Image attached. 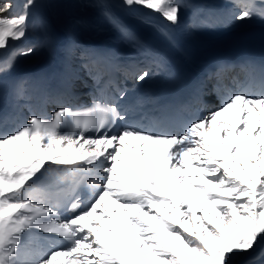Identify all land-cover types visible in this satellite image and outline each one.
<instances>
[{"label":"snow or ice","instance_id":"obj_1","mask_svg":"<svg viewBox=\"0 0 264 264\" xmlns=\"http://www.w3.org/2000/svg\"><path fill=\"white\" fill-rule=\"evenodd\" d=\"M261 5L254 13L250 0H237L244 10L234 18H264ZM34 6L0 0V50L8 55L0 73L36 50L13 48L30 27L47 31L42 19L29 24ZM120 6L180 21L179 0ZM50 43L46 36L41 46ZM84 67L100 81L108 57ZM66 71L70 77V65ZM149 75L144 69L135 80ZM126 95L102 94L85 109L74 108L66 90L50 119L32 113L15 129L0 128V264H264V91L233 94L183 126L177 108L137 113L152 128L129 123V108L117 103ZM50 176L91 183L66 203L62 189L44 187Z\"/></svg>","mask_w":264,"mask_h":264},{"label":"bare ground","instance_id":"obj_2","mask_svg":"<svg viewBox=\"0 0 264 264\" xmlns=\"http://www.w3.org/2000/svg\"><path fill=\"white\" fill-rule=\"evenodd\" d=\"M14 2L22 4L23 0ZM248 2L240 0L242 4ZM250 2L255 5L250 10L259 13L261 0ZM179 3L180 21L172 26L154 13L147 14L143 10L139 14L124 12L120 0H35V6L30 10L29 24L42 19L46 22L47 31L30 27L26 37L15 42L13 48L34 47L36 50L27 57L19 56L14 66L0 73V77L10 79L17 90H21L23 84H30L47 92L53 88L60 70L64 71L65 76L68 75V65L72 69L71 77L74 81L79 80L74 54L84 48L116 54L118 62L142 61L152 64L153 57L159 56V53L170 55L169 49L156 39L152 30L165 37H173L186 47L201 49L223 42L230 33L264 28V18L259 14L243 21L234 18L244 10L237 7V0H179ZM106 7L110 8L111 16L105 15ZM46 36L51 38V43L41 46ZM11 51L13 49L8 50L9 53ZM7 58L8 55L0 50V62ZM162 61V64L153 62L150 75L142 82L135 80L134 87L125 90L127 94L133 89L137 90V84L138 89L144 87L141 93H150L160 78H172L175 70L166 60ZM173 62L178 64L175 57ZM25 97L19 95V107H23ZM29 112L27 109L23 115ZM111 208L109 204V210Z\"/></svg>","mask_w":264,"mask_h":264}]
</instances>
